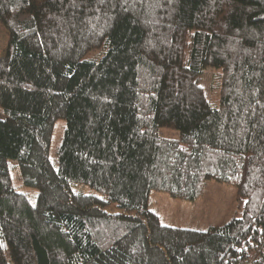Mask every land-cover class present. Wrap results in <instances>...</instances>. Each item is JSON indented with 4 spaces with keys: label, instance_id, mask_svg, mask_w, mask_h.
<instances>
[{
    "label": "trees",
    "instance_id": "obj_1",
    "mask_svg": "<svg viewBox=\"0 0 264 264\" xmlns=\"http://www.w3.org/2000/svg\"><path fill=\"white\" fill-rule=\"evenodd\" d=\"M0 24V264H264V0H0ZM210 181L242 218L201 231L150 209Z\"/></svg>",
    "mask_w": 264,
    "mask_h": 264
},
{
    "label": "rangeland",
    "instance_id": "obj_2",
    "mask_svg": "<svg viewBox=\"0 0 264 264\" xmlns=\"http://www.w3.org/2000/svg\"><path fill=\"white\" fill-rule=\"evenodd\" d=\"M8 46L9 33L0 24V57L6 55ZM98 54L99 51H93L87 55V58ZM220 81L221 71L215 68L208 69L202 81L208 98L214 104H218L220 100ZM1 114L2 111H0ZM66 127L67 122L64 119H59L55 124L50 150V158L55 164L58 162V150L62 145ZM160 134L168 138L180 136L179 131L169 128H162ZM9 168L15 189L27 195L31 203L36 205L39 191L37 188L24 183L18 161L10 160ZM75 190L105 198L104 195L86 185L78 186ZM106 208L110 212L119 211L116 204L108 205ZM150 209L160 216L165 225L201 231L223 227L233 219L243 216V208L239 201L237 188L216 181H210L204 194L195 202L175 199L167 193L154 192L151 195Z\"/></svg>",
    "mask_w": 264,
    "mask_h": 264
}]
</instances>
